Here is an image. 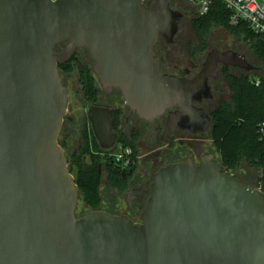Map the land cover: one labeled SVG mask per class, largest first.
I'll return each instance as SVG.
<instances>
[{
  "label": "water",
  "instance_id": "95a60500",
  "mask_svg": "<svg viewBox=\"0 0 264 264\" xmlns=\"http://www.w3.org/2000/svg\"><path fill=\"white\" fill-rule=\"evenodd\" d=\"M184 17L168 0H0V264H264V194L214 156L153 175L140 223L76 214L80 190L59 142L71 92L59 65L78 49L132 113L153 122L169 112L170 131L192 134L210 128L195 103L212 99L220 66L262 71L214 48L194 78L165 73L155 46L174 45ZM88 120L111 150L112 111L91 106Z\"/></svg>",
  "mask_w": 264,
  "mask_h": 264
},
{
  "label": "trees",
  "instance_id": "16d2710c",
  "mask_svg": "<svg viewBox=\"0 0 264 264\" xmlns=\"http://www.w3.org/2000/svg\"><path fill=\"white\" fill-rule=\"evenodd\" d=\"M191 25L197 39L194 50L200 55L207 51V36L213 29L220 28L233 36L243 38L256 59L264 66V35L253 31L246 22L231 24L230 12L222 3L216 2L205 16H198L193 11ZM74 61L75 57L68 63L60 64L59 71L62 73L71 69ZM79 70L83 90L88 99L95 102L98 90L93 70L85 65L79 66ZM225 78L230 100L223 103L215 113L214 126L211 130L213 145L221 159L219 166L223 172L235 174L237 177H239L237 171L243 164L258 170L262 174L256 182L264 194V71L240 75H233L227 71ZM86 138L85 144L70 156L69 168L72 174L75 169L77 170L75 181L83 201L93 210H97L101 203L99 189L102 173L99 165L106 163L111 167L116 150L103 152L102 158L94 157L88 165L83 161L84 155L91 153V143ZM91 141L94 148L98 149L95 140L92 138ZM119 145L124 149H136L134 143L127 139H123ZM61 146L64 147L62 144ZM114 173L119 175L117 172Z\"/></svg>",
  "mask_w": 264,
  "mask_h": 264
},
{
  "label": "flooded vegetation",
  "instance_id": "af4514ba",
  "mask_svg": "<svg viewBox=\"0 0 264 264\" xmlns=\"http://www.w3.org/2000/svg\"><path fill=\"white\" fill-rule=\"evenodd\" d=\"M168 1L171 3V6L174 10L181 11V8L178 6V0ZM181 2H183L184 5L186 4L188 6L186 0H181ZM160 44H162L163 48L165 49L167 46H174L177 44L185 48V44L182 41L176 40V43L174 45H167L163 39H159L154 50L155 55L163 66L165 73L190 79L194 78L199 74L202 68V64L204 63L206 58H204V61L202 63H198V59H196L197 61H194L192 59L191 54L193 53H190L189 50H187V53L189 55L190 60L188 61V65L186 66V68H179L178 66H175L176 68L173 72L166 71L164 67L165 65L163 64L160 54H156V48L159 47ZM63 47L64 44H62L61 47L57 48V52L60 53ZM214 48L218 49L220 52H225L228 50L239 52L227 48ZM161 53L164 55L165 50L162 49ZM198 56L201 55L199 54ZM227 71L233 75H240L245 73L237 69H233L231 67L220 66L218 79H210L209 83L212 90V99H204L201 103H195V105L198 108L204 109L205 112L210 115L212 121L210 128L206 132L199 134H192L187 131H182L179 129V127H176L173 131H170L167 126L169 112H165V114L156 118L153 122H149L145 119L140 118L137 113H132V110L125 105L122 93L119 89H113L110 93L105 92L93 72L94 77L97 80L96 84L98 96L96 98L97 100L93 102L91 106L108 108L112 111V118L115 121L114 131L117 133L118 138L115 146L111 150H102L98 141L95 138L91 124L88 120L90 130L86 132L85 137H87L86 139L89 140L91 143V153L84 155V162L89 165L91 164V160L94 157L100 156L102 158L103 152H111L116 150L118 146H121L119 145V143L122 142L123 139H127L128 141L134 143V147L136 148L134 150H131L130 160L127 165L120 164L113 160L111 162V167H108L106 163H102L99 165L102 177L103 171L107 175L106 184L107 187L111 190V195L107 198L106 201L102 200L97 209L98 211L107 212L116 216H126L129 217L134 223H140L142 221V213L145 208V200L150 195V185L152 183L153 175H155L161 168L169 164L185 162L190 157L193 158L196 164H199L204 157L208 156L202 155V143L198 141V138L202 135H206L207 133L211 132L214 126V115L224 103V94L220 92L219 87L221 78L227 83L225 78V73ZM101 94L106 98H111L112 96H114V99H109L110 104L100 103L99 98ZM176 110H178V108L173 109V111ZM66 120L69 122L71 121V119H67V115L65 117L64 123L66 122ZM146 135L150 136V143L152 145H156L158 147L161 141L162 143H167V149H162V147H158V149L154 148L149 151V155L146 154L145 156H143V151L141 152V150H143L142 138H144ZM85 137H83V145L86 142ZM92 138L95 140L98 149L94 148V144L91 141ZM62 145L65 149V145L63 143ZM72 154H67L68 160H70V156ZM86 158H89V160H87ZM195 158L198 160L200 158V161L196 162ZM114 172L119 173V175ZM246 181L249 182L248 180ZM250 182H255V180H251ZM121 200L125 201L124 207L120 205ZM138 220L140 221L138 222Z\"/></svg>",
  "mask_w": 264,
  "mask_h": 264
},
{
  "label": "rangeland",
  "instance_id": "374dc122",
  "mask_svg": "<svg viewBox=\"0 0 264 264\" xmlns=\"http://www.w3.org/2000/svg\"><path fill=\"white\" fill-rule=\"evenodd\" d=\"M178 6L181 8V12L184 14L185 17L181 22V31L179 32L176 40L182 41L185 44V48L179 46L178 44L174 46H167L166 49L163 48L162 44H160V46L156 48V54H160L163 64L165 65L164 67L166 71L173 72L176 68L175 66H178L179 68H186V66L188 65V61L190 60L187 50H189L190 53H193L191 54V57L194 61H197L196 59H198V63H202L204 61V58H206V54L209 51L213 50L214 47H218L219 49L227 48L239 51L240 53L246 55L251 64L262 68V70L264 71V66L256 59L248 45L244 42L243 38L233 36L220 28L213 29L211 33L207 36V51L204 55L198 56L199 52L194 50L197 44V39L191 25L193 10L186 4L184 5L181 0H178ZM162 49L165 50L164 55L161 53ZM75 58L76 61L73 62L71 69L66 70L62 73L60 72L64 76L65 84L71 92V103L67 113V119H71V121L69 122L66 120L59 136V142L65 145V151L67 154L74 153L83 145V137H85L86 132L90 130V125L87 119V112L89 107L93 104V102L88 99L86 93L82 88L80 81L79 66L82 67L83 65H85L92 68L94 61L90 58L88 52H86L84 49H78L75 53ZM219 88L220 92L224 94L223 102H229V88L227 83L222 78ZM109 99H114V96H112L111 98H106L101 94L99 102L110 104ZM198 141L202 143V155L214 156L215 162L220 165L221 159L213 145L211 139V132L207 133L206 135L200 136L198 138ZM142 142L143 150H141V152L143 151V156H145L146 154L149 155V151L154 148L158 149V147H162V149H167V143H162L161 141L158 147L156 145H152L150 143L151 141L149 135H146L144 138H142ZM86 159L89 160V158ZM195 160L196 162H198L200 161V158L199 160L195 158ZM76 171L77 170L75 169L73 173L74 176L76 174ZM261 174L262 173L258 170L251 169L245 164H243L242 167L237 171V175H239V177L244 180H248L249 183H251V180H255L256 182L261 176ZM106 181L107 175L103 171V177L101 178L102 184L99 189V196L101 202L102 200L106 201L107 198L111 195V190L107 187ZM120 205L124 207L125 201L121 200ZM89 211L94 210L89 207V205H87V203L84 202L83 198L80 196L76 210L77 216L80 218L82 215ZM139 221L140 220H138V222Z\"/></svg>",
  "mask_w": 264,
  "mask_h": 264
},
{
  "label": "built area",
  "instance_id": "2783aa9c",
  "mask_svg": "<svg viewBox=\"0 0 264 264\" xmlns=\"http://www.w3.org/2000/svg\"><path fill=\"white\" fill-rule=\"evenodd\" d=\"M56 1V0H54ZM147 1V0H143ZM189 7L198 16H205L216 2L222 3L230 12V23L236 25L246 22L256 33L264 35V0H186ZM130 149L118 146L114 155V161L123 165L129 163Z\"/></svg>",
  "mask_w": 264,
  "mask_h": 264
}]
</instances>
